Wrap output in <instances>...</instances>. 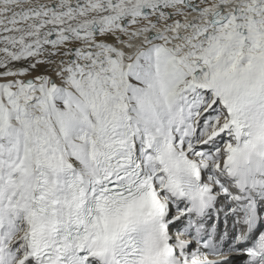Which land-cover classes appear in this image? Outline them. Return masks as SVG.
Listing matches in <instances>:
<instances>
[{
  "label": "snow or ice",
  "instance_id": "6c2138e0",
  "mask_svg": "<svg viewBox=\"0 0 264 264\" xmlns=\"http://www.w3.org/2000/svg\"><path fill=\"white\" fill-rule=\"evenodd\" d=\"M0 264H264V0H0Z\"/></svg>",
  "mask_w": 264,
  "mask_h": 264
}]
</instances>
